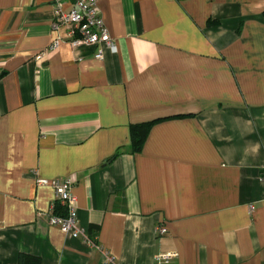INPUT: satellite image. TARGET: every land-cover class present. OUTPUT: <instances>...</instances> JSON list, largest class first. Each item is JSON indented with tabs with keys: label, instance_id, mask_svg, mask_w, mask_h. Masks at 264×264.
I'll use <instances>...</instances> for the list:
<instances>
[{
	"label": "crops",
	"instance_id": "obj_1",
	"mask_svg": "<svg viewBox=\"0 0 264 264\" xmlns=\"http://www.w3.org/2000/svg\"><path fill=\"white\" fill-rule=\"evenodd\" d=\"M54 6L0 0V263L264 264V0H99L115 49ZM38 177H75L77 238Z\"/></svg>",
	"mask_w": 264,
	"mask_h": 264
},
{
	"label": "built area",
	"instance_id": "obj_2",
	"mask_svg": "<svg viewBox=\"0 0 264 264\" xmlns=\"http://www.w3.org/2000/svg\"><path fill=\"white\" fill-rule=\"evenodd\" d=\"M67 0H55L54 6V29L59 31L61 27L67 29L71 42H85L90 45L102 46L115 49L116 41L109 33L108 27L101 15L99 0H77L73 7L66 9ZM59 36L50 46L55 49L61 42ZM46 54L43 51L38 57L41 59ZM102 57V48L98 53ZM36 183L41 186H51L54 189L55 199L52 204L54 208L57 204L61 207L62 212L55 214L52 210L48 215L50 225H56L68 235L77 238L82 232L79 226L77 196L73 192L76 183L75 177H57L53 179L37 178ZM56 204V205H55ZM160 235L167 234L165 227H158ZM93 246L102 250L106 256L104 264H116L115 257L103 250V247L87 239ZM177 252L171 251L160 253L156 257L155 264H170L171 260L177 256Z\"/></svg>",
	"mask_w": 264,
	"mask_h": 264
},
{
	"label": "trees",
	"instance_id": "obj_3",
	"mask_svg": "<svg viewBox=\"0 0 264 264\" xmlns=\"http://www.w3.org/2000/svg\"><path fill=\"white\" fill-rule=\"evenodd\" d=\"M161 120L162 119H156L153 121L138 123L131 126L133 152H139L142 150L152 126ZM19 264H42V261L38 257L21 254L19 258Z\"/></svg>",
	"mask_w": 264,
	"mask_h": 264
}]
</instances>
